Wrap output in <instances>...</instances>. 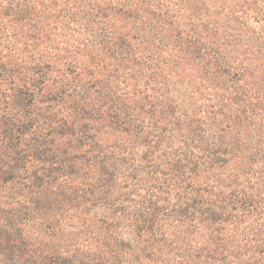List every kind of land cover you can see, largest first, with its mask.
Returning a JSON list of instances; mask_svg holds the SVG:
<instances>
[{
	"label": "trees",
	"instance_id": "1",
	"mask_svg": "<svg viewBox=\"0 0 264 264\" xmlns=\"http://www.w3.org/2000/svg\"><path fill=\"white\" fill-rule=\"evenodd\" d=\"M147 14L0 0V264H264V40L146 53Z\"/></svg>",
	"mask_w": 264,
	"mask_h": 264
},
{
	"label": "rangeland",
	"instance_id": "2",
	"mask_svg": "<svg viewBox=\"0 0 264 264\" xmlns=\"http://www.w3.org/2000/svg\"><path fill=\"white\" fill-rule=\"evenodd\" d=\"M161 10L174 20L165 27L167 45L146 53L250 56L256 49L245 43L264 40V0H141V42H152L147 29L153 22L145 19H152L153 14L148 11ZM148 44L144 42L141 48ZM188 44L198 47L187 49Z\"/></svg>",
	"mask_w": 264,
	"mask_h": 264
}]
</instances>
